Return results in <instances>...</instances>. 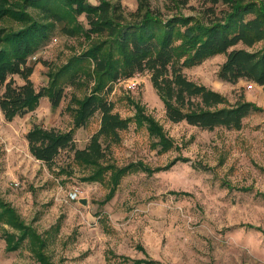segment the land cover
Here are the masks:
<instances>
[{"label": "rangeland", "instance_id": "obj_1", "mask_svg": "<svg viewBox=\"0 0 264 264\" xmlns=\"http://www.w3.org/2000/svg\"><path fill=\"white\" fill-rule=\"evenodd\" d=\"M109 1L120 4L126 13L138 5V0ZM150 2L166 14L176 5L184 13L202 9V0ZM29 7L34 12L38 9ZM79 21L88 25L85 13L69 25ZM18 24L14 19L0 21V26ZM63 25L56 22L49 39L29 57L35 63L31 78L37 88L47 85L50 71L89 43L80 33L64 32ZM225 57V53L212 55L185 71L232 102L243 95L260 106L244 117L240 128L218 125L210 129L170 120L147 70L113 82L108 97L115 110L133 116L132 101H138L175 144L161 152L146 126L131 121L121 131L122 140L113 145V159L118 165L141 161L152 170L127 173L106 202L109 187L82 179L85 170L74 165L73 150L63 149L50 168L30 152L25 136L34 123L72 127L66 107L74 92L81 96L89 91L87 87L67 84L57 107L43 95L34 109L10 120L0 109V194L27 225L45 237L44 250L53 264H132L138 257L164 264H264V86L252 80L222 79L219 67ZM15 77L22 82L20 76ZM100 116L98 111L75 128L77 146L88 143ZM61 166L64 171L59 174ZM74 187L81 190L79 199L69 196ZM5 229L20 232L9 223H0V264H44L29 237L16 249H7Z\"/></svg>", "mask_w": 264, "mask_h": 264}, {"label": "trees", "instance_id": "obj_2", "mask_svg": "<svg viewBox=\"0 0 264 264\" xmlns=\"http://www.w3.org/2000/svg\"><path fill=\"white\" fill-rule=\"evenodd\" d=\"M186 0H177L178 2ZM29 6L38 8L34 12ZM172 13L152 7L150 0H138L136 9L126 13L109 0H0V21L14 19L17 27L0 26V109L7 119L34 109L43 95L57 107L67 84L85 86L83 95L75 92L66 107L72 127L62 129L34 123L26 131L30 152L50 168L63 149L73 150L74 165L82 167L83 180L100 181L109 189L103 202L115 194L123 176L140 168L152 170L143 162L118 165L113 159V145L122 140L121 131L131 121L145 125L155 137L153 145L161 152L175 141L159 120L138 101L133 116H123L114 108L108 92L114 81L149 71L151 81L163 99L166 115L172 121L186 120L205 128L218 125L240 128L243 119L260 106L241 95L235 102L219 90L191 78L186 67L206 58L225 53L219 76L230 82L252 80L264 86V0H202L199 13H184L175 6ZM34 12V13H33ZM85 13L87 26L73 23ZM56 22H63L64 32L80 33L89 39L87 47L69 57L63 65L49 72L47 85L37 88L31 78L35 63L29 57L50 37ZM244 46H236L237 44ZM15 75L22 78L18 82ZM100 111L98 129L88 143L79 147L75 128ZM169 166V163L165 165ZM81 168V169H82ZM160 167H157L159 169ZM82 169V170H83ZM64 171L59 167L58 173ZM9 223L19 233L5 229L7 249H16L30 238L33 250L44 264L47 257L45 237L27 225L0 194V223ZM141 249L144 247L140 246ZM124 260L129 256L119 255ZM164 264L152 258H133L132 264Z\"/></svg>", "mask_w": 264, "mask_h": 264}, {"label": "built area", "instance_id": "obj_3", "mask_svg": "<svg viewBox=\"0 0 264 264\" xmlns=\"http://www.w3.org/2000/svg\"><path fill=\"white\" fill-rule=\"evenodd\" d=\"M80 188L79 187H74L73 189H72V191H70V193H69V196H70V198H77V199H79L80 198Z\"/></svg>", "mask_w": 264, "mask_h": 264}, {"label": "water", "instance_id": "obj_4", "mask_svg": "<svg viewBox=\"0 0 264 264\" xmlns=\"http://www.w3.org/2000/svg\"><path fill=\"white\" fill-rule=\"evenodd\" d=\"M81 200L86 203L87 202V198L86 197H82Z\"/></svg>", "mask_w": 264, "mask_h": 264}, {"label": "crops", "instance_id": "obj_5", "mask_svg": "<svg viewBox=\"0 0 264 264\" xmlns=\"http://www.w3.org/2000/svg\"><path fill=\"white\" fill-rule=\"evenodd\" d=\"M254 82V81H253ZM255 83V82H254Z\"/></svg>", "mask_w": 264, "mask_h": 264}]
</instances>
